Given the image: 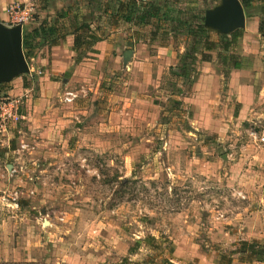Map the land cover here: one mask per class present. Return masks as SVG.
I'll use <instances>...</instances> for the list:
<instances>
[{"label":"rangeland","instance_id":"rangeland-1","mask_svg":"<svg viewBox=\"0 0 264 264\" xmlns=\"http://www.w3.org/2000/svg\"><path fill=\"white\" fill-rule=\"evenodd\" d=\"M149 1L159 6L165 2ZM218 2L169 0V10L203 16ZM109 3L26 0L10 5L30 9L22 30H32L35 22L39 25L50 16L51 22L58 21L64 10L73 21L77 18L78 25L87 16L85 24L108 30L122 25L111 16V9L102 13L99 8ZM6 25L12 27L10 22ZM148 30L141 29L144 36ZM156 36L161 45L169 38L162 31ZM212 39L218 40L216 33ZM185 43L187 48L190 43ZM138 49L140 58L155 57L158 50L132 44L119 51L110 49L100 69L98 64L92 68L91 85L67 86L68 74L63 73L54 81L49 77L53 86L43 87V94L39 74L32 73L18 77L23 87L28 85L27 92L8 95L10 83L0 90V103L19 99L21 116L17 124L0 129V264H61L67 258L75 264H135L129 256L143 254V249L147 254L141 263L147 264L158 255L145 247L147 236L161 243L167 240L162 246L171 243L173 253L180 247L179 264H198L192 257L195 252L207 261L218 260L238 249L241 241L264 243V206L257 203L264 191L257 197L254 191H244L243 180L251 179L242 175L252 177V165L243 160L233 166L238 159L230 165L222 158L231 151L241 153V147L251 144L246 130L263 132L259 126L264 127V121L237 126L232 121L237 111L233 102L228 129L211 133L197 126L204 120L184 98L192 91L200 65L189 82H181L173 75L181 54L173 53L161 63L141 60L134 65L133 55L124 62L123 50L133 54ZM39 50L28 64L34 71ZM79 53L74 64L86 55ZM234 53L239 54L238 46ZM212 54L218 62L217 53ZM157 65L163 69L158 71ZM66 91L78 94L71 104L63 102ZM40 98L44 103L35 104ZM242 154L251 158L252 150ZM235 168L241 172L236 180L231 175ZM244 233L250 236L244 238ZM135 244L138 251L129 254ZM169 255L164 251L162 257Z\"/></svg>","mask_w":264,"mask_h":264},{"label":"crops","instance_id":"crops-1","mask_svg":"<svg viewBox=\"0 0 264 264\" xmlns=\"http://www.w3.org/2000/svg\"><path fill=\"white\" fill-rule=\"evenodd\" d=\"M24 1L26 0H0V22L9 27V25H6L8 22V14L6 12L8 6L13 3H22ZM256 2V4H261L264 3V0H258ZM103 9L104 8H101L102 13ZM62 13L66 14V10ZM88 13L94 15L93 12ZM99 15H101V13ZM51 18L52 16H50L47 21L51 22ZM262 19H264V15L260 14L253 15L249 18L246 17L245 28L241 30V37L238 43V56L244 59L241 69H230L227 78L225 79L222 74V65L216 61L214 54H211V62L198 63V65H200V72L193 84L192 91L184 98L188 105L193 108L196 117L204 120V124L200 123L197 126L205 127V129L211 133H218L219 131L228 129V126H230L228 125V121H230L228 117L232 118L230 116V103L233 104V102L237 106V111L236 114H234L232 121L237 126L242 125L243 123H252V125L256 126L257 123L260 124L261 121H264V38H262L258 33V26ZM53 22L54 21L51 23ZM119 22H122V25ZM118 23L120 24L119 27H108V30L105 27L102 28L98 26V24L91 22L88 23L90 34L96 37L97 41L89 50L81 51L80 53L86 52V55L82 58L81 62L74 64L76 52L72 49L74 41L72 32L77 29L79 25L71 19V16L67 12V16L64 20L59 19L57 22L59 28L58 38H56L52 45H46L38 51L34 60L36 65L35 69L37 68L38 70L34 71V69L31 68L30 76L32 73H35L36 75L39 74L37 78H39L40 86L42 87L41 91H43L45 87L49 88L53 86V81L55 80L54 78L63 73L68 74L67 86H71L75 82L91 85L94 76L92 68L98 64L97 68H95L100 69L99 63L104 60L105 55L112 48H116V50L119 51V49L127 44H132L138 46L139 48H142V46L147 47L148 45L151 48L158 49L155 57L144 54L142 58L139 56L142 55L140 54L139 49L133 50L132 64L134 65L137 64V61L140 63L141 60L155 61L157 63L165 62L164 59L168 61L170 58L169 55H173V53L182 54L186 50L185 42L188 40L184 35L178 33H168V40L164 41V44L161 45L159 43L158 36H155L153 39L150 38V33L153 30L152 26L136 27L131 23H125L120 20ZM34 25L37 27L38 23L35 22ZM122 27L124 29H128V31L123 33L119 32ZM143 28L149 29L147 32L148 36H144L146 32L141 31ZM181 41L184 43H180ZM176 50L178 52H175ZM125 52L126 50H123V55ZM144 56L146 58H144ZM157 68L158 71H161L163 66L157 65ZM49 77H52L53 81ZM20 81V78H16L10 82L7 90L8 95L16 97L21 95L23 92H27L28 88L23 87ZM224 81H226L225 87H223ZM44 101L45 100L40 98L34 103L39 104L41 102L42 104ZM225 102L227 103L224 104ZM205 103L206 107L204 105ZM217 103L222 107L215 106ZM79 111L82 113L83 109H80ZM28 118H31V113L29 112ZM259 128L264 127L259 126ZM241 148H244L241 149V153L231 151L225 156H222V158L227 159L228 163L232 160L238 159L233 163V166H240L243 160L244 163L247 164L248 162V165H252V171L250 172L252 173V177H249L248 173L242 175L245 179H251L249 182L243 180L245 183L244 185H246L244 191H254L256 192L257 197L258 191H264V145H257L251 142V144ZM250 150H252L251 158H247L244 154H242L243 152H249ZM229 164L232 165L231 163ZM240 174L241 172H238V168H235L233 171L231 170V175H236L235 180ZM228 183L232 185L234 182ZM257 203L260 206H264V197L262 195L260 197V202ZM245 235L248 237L250 236L249 233H244L243 235L241 234L244 238L246 237ZM18 249L20 248H17L14 253H16ZM28 249L31 250V247ZM141 251H143V254L136 253L133 256H129L128 261L133 263L136 259L135 264H142V258L146 257L147 250L143 249ZM180 252V247H177L176 251L173 253V263H181L179 261ZM122 257H124V254ZM192 257L198 259V264H217V259L215 260L213 258V260L208 259L207 261V258L197 252H195ZM60 263L75 264L72 261V258L62 260ZM231 264L246 263H240L236 256V258L233 257ZM251 264H264V262H255Z\"/></svg>","mask_w":264,"mask_h":264},{"label":"trees","instance_id":"trees-1","mask_svg":"<svg viewBox=\"0 0 264 264\" xmlns=\"http://www.w3.org/2000/svg\"><path fill=\"white\" fill-rule=\"evenodd\" d=\"M239 1L247 18L256 14L264 15V3L256 4L258 0ZM169 7V0H165L163 6H159L155 1L149 0L144 4H138L134 0H110V3L103 9V13L107 12V9H111V16L118 21L131 23L136 27L152 26L153 30L150 33L152 39L155 38L159 31L164 34L178 33L184 35L190 45L179 56L181 60L173 74L181 82L190 81L191 74L196 73L198 62H211L212 53H217L218 63L222 65V70L225 68L223 70L224 78H227L230 69L242 68L244 59L234 53L241 37L240 30L229 36L216 34L218 40H213V33L203 27V16H194L191 12L181 11L173 14ZM99 8H102V6ZM66 16L67 13H61L57 15V18L64 19ZM86 17H81L79 27L72 32L74 36L72 49L76 54L89 50L97 41V38L90 34L89 26L85 24ZM77 21V18L76 20L74 19L75 23ZM57 22L55 20L51 23L45 20L32 30L24 29L22 31V51L27 64H29V60L35 50H39L46 45H52L58 38L59 28ZM258 33L264 38V19L259 23ZM199 45H201V49L198 51L197 46ZM5 85H0V90H6L7 86ZM121 184L125 185V182ZM164 243H167V240L161 243L152 236L145 238V247L149 251L158 252L154 259L146 262L147 264H174L171 258L173 246L168 243L169 247H163ZM263 244L257 241H241L238 249L219 255L217 264H231L234 256H238L240 263L264 262ZM138 249L139 244H135L132 248H129L128 252L133 254ZM164 251L168 255L170 254L168 258L162 257ZM156 258H160V260L156 261Z\"/></svg>","mask_w":264,"mask_h":264},{"label":"water","instance_id":"water-1","mask_svg":"<svg viewBox=\"0 0 264 264\" xmlns=\"http://www.w3.org/2000/svg\"><path fill=\"white\" fill-rule=\"evenodd\" d=\"M245 24L246 16L239 0H219L204 11L203 27L212 33L229 36L243 30ZM22 29L20 25L8 27L0 22V85L30 73L22 51ZM131 56V51H126L124 62Z\"/></svg>","mask_w":264,"mask_h":264},{"label":"built area","instance_id":"built-area-1","mask_svg":"<svg viewBox=\"0 0 264 264\" xmlns=\"http://www.w3.org/2000/svg\"><path fill=\"white\" fill-rule=\"evenodd\" d=\"M138 4H144L148 0H134ZM8 22L12 26L20 25L22 28L30 20V9L24 7L20 9L17 5H9L7 10ZM30 70V69H29ZM30 75V73H29ZM77 93L74 91H66L63 96V102L65 104H71L76 98ZM19 110V99L18 98H5V100L0 103V129L3 131L6 129L7 124H17L21 116L18 113ZM247 135L251 142L255 144L264 145V131L258 132V130L249 128L247 130ZM16 196V194H15ZM14 198L13 200H15Z\"/></svg>","mask_w":264,"mask_h":264}]
</instances>
